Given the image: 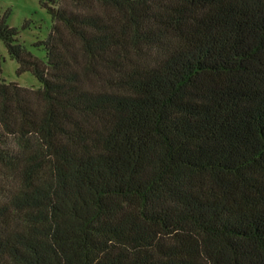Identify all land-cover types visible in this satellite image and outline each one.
I'll return each instance as SVG.
<instances>
[{
    "label": "trees",
    "instance_id": "1",
    "mask_svg": "<svg viewBox=\"0 0 264 264\" xmlns=\"http://www.w3.org/2000/svg\"><path fill=\"white\" fill-rule=\"evenodd\" d=\"M0 17V264H264V0H40Z\"/></svg>",
    "mask_w": 264,
    "mask_h": 264
},
{
    "label": "rangeland",
    "instance_id": "2",
    "mask_svg": "<svg viewBox=\"0 0 264 264\" xmlns=\"http://www.w3.org/2000/svg\"><path fill=\"white\" fill-rule=\"evenodd\" d=\"M7 15V24L19 32L17 41L35 57L45 60L46 51L42 42L52 31L53 21L49 11L40 0H0V17ZM18 63L12 59L0 39V81L17 83L22 87L39 89L41 83L31 73L18 74Z\"/></svg>",
    "mask_w": 264,
    "mask_h": 264
}]
</instances>
